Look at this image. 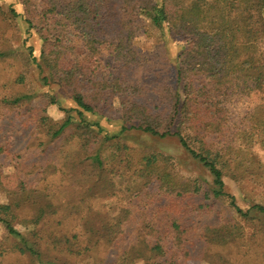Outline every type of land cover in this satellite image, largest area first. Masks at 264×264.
Instances as JSON below:
<instances>
[{"label":"trees","instance_id":"1","mask_svg":"<svg viewBox=\"0 0 264 264\" xmlns=\"http://www.w3.org/2000/svg\"><path fill=\"white\" fill-rule=\"evenodd\" d=\"M17 1L25 8L28 32L42 44L40 61L30 47L28 55L17 59L25 67L34 63L42 75L48 71L50 77L43 81L53 79L72 97L79 120L69 117L59 123L40 115L33 154L40 149L41 163L30 166L23 179L24 154H16L17 187L8 190L0 180L9 198L0 223L16 239L10 253L38 256L40 246L59 255L96 258L98 253L99 264L133 259L178 264L195 258L236 264L242 261L230 259L228 248L221 247L241 237L243 228L235 218L249 223L252 238L264 243V206L244 209L225 182L264 186V163L254 152L264 150V0ZM156 32L165 40V55L174 41H184L175 59L177 87L166 83L156 63H142L134 48L137 34ZM12 57L15 53L0 51V61ZM13 80V85L25 84L26 73ZM13 87L0 95V120L6 111L33 120L36 94ZM43 96L46 106L58 105L55 96ZM246 100L252 105L248 112L232 116L230 106ZM112 109L124 124L144 133L176 137L211 182L182 177L172 156L153 151L134 156V148L120 136L96 132V124L84 118V112ZM70 127L75 132H67ZM12 134L0 132V153L13 156ZM58 146L54 157L48 154ZM122 199L137 204L116 215L106 208ZM219 203L235 213L232 222L213 216ZM204 222L208 224L200 228ZM115 244L125 248L110 252ZM253 255L254 260L246 256L242 264H261L264 250Z\"/></svg>","mask_w":264,"mask_h":264},{"label":"rangeland","instance_id":"2","mask_svg":"<svg viewBox=\"0 0 264 264\" xmlns=\"http://www.w3.org/2000/svg\"><path fill=\"white\" fill-rule=\"evenodd\" d=\"M0 51L7 53H15L16 57L9 58L4 61H0V95L8 93L11 91V88L18 87L19 91L23 90L30 94H36V98L32 100V105L37 106L36 110L33 111V120L30 116L18 117L14 113H8L6 111V116L4 120H0V132H3V135L13 133L16 141L14 142L13 156L6 153H0V180L4 188L10 190L15 189L20 180V176L17 175L16 170L14 169V156L16 154H24L23 159L20 161L23 163L24 177L27 178L28 170L30 166L34 164H40L41 158L39 155L44 156L42 152L34 153L37 149L36 133L41 132L40 126L37 125V119L40 115H46L51 119V121H56L62 123L67 121V119L74 118L76 121L79 120L77 104L74 102L72 97L61 88L53 79L48 83L44 82L42 77L48 76L50 74L48 71L40 73V69L34 64L31 63L29 67H25L24 64L19 61L21 59V53L23 55H28L27 48H32L33 56L39 60L41 55L42 44L39 36L34 32H28V25L25 22V8L23 4L17 0H0ZM13 9L18 16L14 17L10 10ZM24 17V18H23ZM184 45V41L176 40L173 42V45L169 48V53H166L165 40L161 34L157 32L151 34L150 36L140 33L137 34L134 40V48L139 56V59L144 64H153L156 63L161 71V76L163 75L164 80L167 84H172L173 87H177L175 83V59L176 54L180 50V46ZM264 48V42H263ZM162 57V58H161ZM18 58V59H17ZM106 62H110V58H105ZM40 61V60H39ZM166 68L167 70H165ZM25 72L26 73V83L23 85H13V79L17 77L18 74ZM13 85V86H12ZM7 91V92H6ZM44 94H51L56 97L58 105L46 106L47 101L44 99ZM254 100L256 98L254 97ZM251 101H236L233 105L230 106V114L233 116L242 117L244 113L248 112L251 107ZM10 114V115H9ZM84 118L86 121L96 124V132H103L108 136H120L127 144L134 148V156L140 155L142 152H158L164 155L172 156L176 161L177 169L180 175L184 178H200L205 182H211V177L208 174V171L200 164L198 161L194 160L191 155L181 147L176 137H166L159 138L154 137L150 134L144 133L139 129L131 127L130 124H124L121 119V114L116 109L105 113H86L84 112ZM29 125V127H27ZM98 129V131H97ZM34 132V137L30 133ZM67 132H75L73 127H70L66 130ZM25 133V135L23 134ZM17 142V143H16ZM16 143V144H15ZM30 146L34 148L30 149ZM61 145H65L62 142ZM62 146L57 148L52 147L49 150L48 154H51L54 157L55 151H60ZM110 151L107 150L106 153ZM259 159L264 163V150L259 147L255 148L254 151ZM38 154V155H37ZM27 174V175H25ZM127 177H123L126 179ZM119 179V178H118ZM226 190L227 192L233 194L237 198V202L244 209L249 208L253 204H260L264 206V186H259L252 182H243L236 183L229 178L225 179ZM264 183V179L262 180ZM127 183V181H126ZM67 190V189H65ZM102 193V190H100ZM64 195V194H63ZM66 198H74L71 195H65ZM116 202H108L106 208L111 209L112 214H117L121 208L129 206L131 209H134V205L137 204V200H125L122 199ZM132 202V203H131ZM8 203L9 198L6 193V190L0 188V214L4 217L8 213ZM130 204V205H129ZM217 208L214 211L213 216L217 217L220 222L233 221L235 213L225 209V206L220 203L216 205ZM134 214V212H133ZM213 217V218H214ZM206 218H212L211 215H207ZM241 228L240 231L241 237L239 239H228V241L221 245V247H227L225 249L228 253L231 254L232 260H241L244 263L246 256H250L254 260L255 256H251V252L263 251L264 243L257 241L252 238L254 228L251 227L244 219L235 218ZM264 222V215H263ZM208 222H204L199 227L202 228ZM15 226V225H14ZM16 228L22 232L24 227L17 226ZM29 241L32 243L31 235H28ZM16 239L8 237L7 230L0 223V259L3 258L4 264H99V254L96 253L95 257L90 256H78L70 253L69 255H59L56 251H50L48 248L37 247L40 250L38 256L24 255L20 256L18 253H10L13 249L14 242ZM205 241L198 242L196 248L199 250L204 248ZM112 245L110 252L118 253L121 248L120 244ZM194 247V246H193ZM91 254V252H88ZM178 264H210L206 259L195 258L192 260L183 259L177 261ZM240 262L236 264H242ZM260 263L264 264V258L261 257ZM126 264H144L139 259H133L128 261Z\"/></svg>","mask_w":264,"mask_h":264}]
</instances>
